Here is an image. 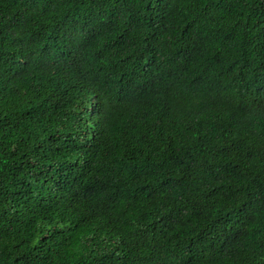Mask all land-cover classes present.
Segmentation results:
<instances>
[{
  "label": "trees",
  "instance_id": "trees-1",
  "mask_svg": "<svg viewBox=\"0 0 264 264\" xmlns=\"http://www.w3.org/2000/svg\"><path fill=\"white\" fill-rule=\"evenodd\" d=\"M0 264H264V0H0Z\"/></svg>",
  "mask_w": 264,
  "mask_h": 264
}]
</instances>
